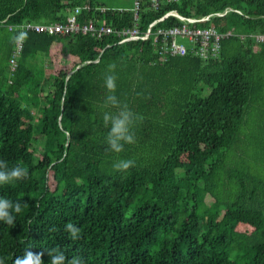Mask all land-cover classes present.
<instances>
[{"label":"trees","instance_id":"16d2710c","mask_svg":"<svg viewBox=\"0 0 264 264\" xmlns=\"http://www.w3.org/2000/svg\"><path fill=\"white\" fill-rule=\"evenodd\" d=\"M143 2L142 29L171 9L210 17L199 25L231 35L217 58L162 61L149 41L27 34L14 75L0 72V159L28 171L0 185V196L22 204L13 226L0 222L5 264L52 248L85 264H264V43L255 40L264 35V0H180L158 12ZM84 4L82 22L132 25L133 7L0 0L6 69L20 34L9 26L64 22ZM62 55L76 62L69 71L52 62ZM45 57L54 68L43 78L35 67ZM113 62L114 94L143 117L121 153L108 149L103 123L115 111L105 105ZM119 159L135 166L117 172ZM68 222L81 239L64 231ZM42 261L50 264L47 252Z\"/></svg>","mask_w":264,"mask_h":264},{"label":"built area","instance_id":"2783aa9c","mask_svg":"<svg viewBox=\"0 0 264 264\" xmlns=\"http://www.w3.org/2000/svg\"><path fill=\"white\" fill-rule=\"evenodd\" d=\"M180 0H146L148 8L159 11L165 5L178 3ZM143 0H134L133 21L130 26H123L115 29L109 26L106 20H89L81 21V13L90 11V6L84 4L76 7L70 12V15L64 22L52 24H41L27 22L17 27L9 26V30L17 29L19 33H39L46 35H90L95 39H104L105 37L114 36L119 38L118 44L131 41H149L155 48L156 53L162 61H167L172 57L192 55L203 60L217 58L221 50V42L224 38L231 35V32L222 33L214 25L200 26L199 24L208 21L210 17H184L176 10L168 9L159 19L148 24L146 29H142V21L139 12ZM104 12L105 9H100ZM178 21L166 25V22ZM178 38L186 39L187 44L177 42ZM255 40L258 43H264V35H256ZM24 39L15 45L9 61V74L14 75L18 59L23 50Z\"/></svg>","mask_w":264,"mask_h":264},{"label":"clouds","instance_id":"9594fccd","mask_svg":"<svg viewBox=\"0 0 264 264\" xmlns=\"http://www.w3.org/2000/svg\"><path fill=\"white\" fill-rule=\"evenodd\" d=\"M26 38V33H20L11 38L14 44H19ZM117 65L115 62L106 66L104 73L105 87L108 95L105 98V105L115 109V111H106L103 114V123L109 127L106 136L108 149L113 153H121L124 146L136 142L134 126L137 121L143 119L142 116L135 113L126 103L121 102L114 94L116 90L117 76L115 74ZM135 166L133 159H119L113 164V169L117 172H126ZM28 176L26 168L15 165L9 167L6 160L0 159V185H6L10 182L21 181ZM22 204L20 201H13L9 198L0 196V222L8 226H13L16 222V215L21 213ZM49 232H56L57 228L53 225L48 228ZM64 231L69 234L73 241L81 239L80 228L68 222L64 225ZM45 252L50 258V264H85L82 257L73 255L69 260L63 251L56 248L45 249L42 252H33L26 249L22 256H16L12 264H43L42 257ZM0 264H5V258L0 257Z\"/></svg>","mask_w":264,"mask_h":264},{"label":"rangeland","instance_id":"374dc122","mask_svg":"<svg viewBox=\"0 0 264 264\" xmlns=\"http://www.w3.org/2000/svg\"><path fill=\"white\" fill-rule=\"evenodd\" d=\"M96 3L98 5L104 6V7H108L111 9H117V10H121V9H130L134 6V0H95ZM9 36V33L7 32L5 26H0V72H2L3 76L5 78H7V76L9 75V62L7 63V69H6V62H5V49H4V40ZM178 43L181 44H187L188 41L186 39H182V38H178L177 39ZM43 61V66L38 63L39 65H37L36 71L38 74H41V71L43 70V78H46L50 75V70H52L54 68V65L57 69H63L66 71H69L72 66L75 65V61H73L72 59H68L66 57H64V55H62L61 57L57 56L56 58H54V60L52 61L53 64H49L48 59H44ZM38 80H40V76H38ZM37 122V121H36ZM36 124V123H35ZM44 141L42 138H39L38 142L35 144V148L37 149V151H40L43 147ZM209 205L212 203L211 200L208 201Z\"/></svg>","mask_w":264,"mask_h":264},{"label":"bare ground","instance_id":"6f19581e","mask_svg":"<svg viewBox=\"0 0 264 264\" xmlns=\"http://www.w3.org/2000/svg\"><path fill=\"white\" fill-rule=\"evenodd\" d=\"M70 15V13L68 14V16ZM67 16V17H68ZM67 19V18H66ZM92 20V19H91ZM52 24V23H51ZM29 34V33H28ZM27 36V35H26ZM51 36V35H50ZM16 45V44H15ZM14 49H15V47H14ZM14 51V50H13ZM23 51V50H22ZM12 56V55H11ZM21 56V55H20ZM20 58V57H19ZM17 70V69H16ZM16 72V71H15Z\"/></svg>","mask_w":264,"mask_h":264},{"label":"crops","instance_id":"0c3cea01","mask_svg":"<svg viewBox=\"0 0 264 264\" xmlns=\"http://www.w3.org/2000/svg\"><path fill=\"white\" fill-rule=\"evenodd\" d=\"M44 59H46V57H45V58H43V60H44Z\"/></svg>","mask_w":264,"mask_h":264}]
</instances>
